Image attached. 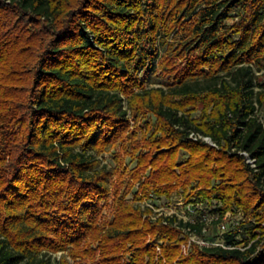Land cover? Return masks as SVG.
Here are the masks:
<instances>
[{"label":"trees","instance_id":"1","mask_svg":"<svg viewBox=\"0 0 264 264\" xmlns=\"http://www.w3.org/2000/svg\"><path fill=\"white\" fill-rule=\"evenodd\" d=\"M213 2L0 0V264H68L64 256L51 262L58 252L81 264H264V122L256 115L264 84L252 67L264 59V0H225L221 15L237 9L241 19L207 34L201 21L212 29L221 18ZM181 13L196 15L190 31L202 36L201 54L166 95L134 93L143 87L129 67L137 29L149 33L153 61L159 25L169 19L172 31ZM200 74L209 83L195 81ZM120 94L136 112L150 108L161 133L146 144L151 152L137 154L133 180L150 167L141 190L158 185L153 204L179 189L186 204L203 203L210 224L199 221L202 212L194 223L156 216L135 197L99 225L109 173L96 157L125 130ZM197 101L199 121L184 111ZM227 211L243 219L240 233L230 227L224 235L231 248L182 253L184 229L215 240Z\"/></svg>","mask_w":264,"mask_h":264},{"label":"rangeland","instance_id":"2","mask_svg":"<svg viewBox=\"0 0 264 264\" xmlns=\"http://www.w3.org/2000/svg\"><path fill=\"white\" fill-rule=\"evenodd\" d=\"M224 1L216 0V2H213L214 11L221 18L216 21L212 29L209 28L211 27L209 23L201 21L203 29H206L207 34L212 31H217V34L223 33L229 26L241 19L242 14L237 9H231L225 15H221L223 9L222 3ZM179 16L182 17V20L172 31L165 30L168 27L169 19L164 22L166 26L159 25L156 39V52L153 61L149 60V52L151 51L150 35L143 27L137 29L140 41L137 43L136 55L129 64V67L131 74L135 75L133 77L143 87L133 88L134 93H141L143 90L156 93L161 90L166 95L168 90L176 85L178 77H180L181 72L186 68L188 63L201 54L203 45H198L201 43L202 36L196 37V34L190 31L191 23L195 20L196 15L181 13ZM206 19L209 18L207 17ZM140 61H144V66L143 63L141 66L138 65ZM252 67L256 83L264 84V59H261L259 63L254 61ZM136 68H138L137 71ZM201 71L208 72L209 68L204 66L201 68ZM195 81L205 85L210 80L204 77L203 74H200L195 78ZM120 97L122 98V111L126 112L124 117L125 130L116 139L114 146L105 152L99 153L96 157L99 162V168L103 167L109 173V189L106 197L100 202L102 211L99 218V225H104L113 220L114 211L120 201L136 204L137 200H135V197H137V199H143L140 200V203L143 205L144 197H147L146 194L152 193L153 191L157 194L158 188V185H153L144 193L141 190L143 177H148L150 167L140 174L142 179L138 182L133 180L132 173L137 168V154L151 152L146 144L153 138L157 140L161 137V133L158 131L159 121L152 115L150 108H143L141 112H136L134 110L135 105H137L136 102H133V107L131 108L128 96L120 94ZM170 100L180 104L183 103L179 98H170ZM203 108V103L197 101L194 105L186 106L184 111H186V114L191 119L199 121L202 117ZM256 115L264 122L263 109L258 108ZM198 136L203 138L199 134ZM205 142L210 143L209 140ZM137 148L138 151L134 152ZM152 153H155V150ZM186 156L184 154L182 157L185 158ZM182 199L185 203L184 194L178 189L172 194L171 198H161L159 202H156V205L165 212L169 211L168 208L171 210L176 209V212L180 216H184L185 207L184 204L182 205L180 203ZM241 219L240 221H243ZM261 228V233H264V224L261 225ZM157 251H159L158 246ZM48 256L52 263H56L61 256H64L68 264H81L78 259L75 260L68 257L66 252H58L49 254ZM44 258L46 259L48 257Z\"/></svg>","mask_w":264,"mask_h":264},{"label":"built area","instance_id":"3","mask_svg":"<svg viewBox=\"0 0 264 264\" xmlns=\"http://www.w3.org/2000/svg\"><path fill=\"white\" fill-rule=\"evenodd\" d=\"M189 138L193 139V140H197V139H202L204 141H207V138H201L200 136L195 135L194 133H191L189 135ZM251 166H253V161L251 160H247ZM151 197V198H150ZM152 199V193H149L148 198L144 199L143 202V208L144 207H148L150 208L153 212V214H156V216L159 215H163V216H168V217H172V216H176V218L178 220H182L184 222H190V223H194V220L192 219V215H194L196 212H202V217L199 221H204L207 224H210L211 221L213 220L212 216H210V214L207 212V210H205L203 203H199V202H191V203H184L183 199L180 201V203L185 207V214L184 216H180L177 212L176 209L175 210H171L168 208V212L166 211H162V208L158 207L156 204H153L151 202ZM170 207V206H168ZM239 219V220H238ZM241 216H240V211H237L235 213H232L230 211H227L224 216L222 217L221 221L218 223L216 229H217V238L215 240H209L204 238L203 236H199L195 233H193L192 231H190V229H184V232L187 233L188 239L185 245H182V253L183 254H187L190 250V248L192 247V245H198L200 247H215V246H219L222 248H231L228 247V245L225 243V238L224 235L229 231V228L231 227L232 229H237V231L240 233L241 230L238 228ZM216 220V219H215ZM242 220V219H241ZM202 234L203 235H208L209 234V229L207 227H204L202 229ZM239 245H237L236 247H238ZM241 246V245H240ZM239 246V247H240Z\"/></svg>","mask_w":264,"mask_h":264}]
</instances>
